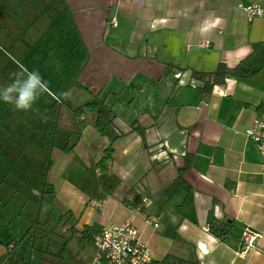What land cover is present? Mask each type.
I'll return each instance as SVG.
<instances>
[{
	"label": "crops",
	"instance_id": "obj_1",
	"mask_svg": "<svg viewBox=\"0 0 264 264\" xmlns=\"http://www.w3.org/2000/svg\"><path fill=\"white\" fill-rule=\"evenodd\" d=\"M238 2L264 7V0H0V84L18 61L39 70L52 93H71L61 101L41 97L35 106L46 110L47 122L34 113L9 116L11 106L0 101L3 208L15 199L27 204L53 167L55 148L67 165L95 166L97 196L79 192L81 229L129 219L152 260L264 264V169L257 144L245 135L264 103V16L248 21ZM219 63L256 72L201 92L193 72ZM94 96L116 115L110 131L125 133L112 142L105 169L96 162L108 138L95 129L94 112L75 111ZM132 123L140 128L130 130ZM17 181L19 189L12 187ZM143 196L150 203L130 214ZM107 204L105 220L99 213ZM146 215L157 218L156 229L145 225ZM211 216L217 232L232 226L225 240L209 231ZM245 226L261 237L240 253Z\"/></svg>",
	"mask_w": 264,
	"mask_h": 264
},
{
	"label": "rangeland",
	"instance_id": "obj_2",
	"mask_svg": "<svg viewBox=\"0 0 264 264\" xmlns=\"http://www.w3.org/2000/svg\"><path fill=\"white\" fill-rule=\"evenodd\" d=\"M35 107H41V104ZM7 113L14 116L23 112L10 108ZM45 128L44 133H47L48 128ZM21 134V137L25 136ZM16 138L13 137L14 140ZM61 139L62 133L57 130L56 142ZM59 155L55 148L50 152L49 158L54 165L48 173L45 171L46 176L40 177V185L31 189L27 204L15 199L5 209L3 205L6 202H0V252L6 253V259L13 264H90L94 257L96 249L92 239L83 237L77 229H81L79 211L82 200L79 192L86 193H83L84 197L97 196L94 193L98 177L94 173L95 166L88 165L84 171L77 163L67 165ZM43 170L40 168L41 175ZM50 183L54 184L55 193L51 192ZM19 185L21 182L17 181L12 187L19 189ZM107 206L99 213L105 220L111 217ZM8 242L15 243L13 254L5 250ZM11 256L16 259L13 261Z\"/></svg>",
	"mask_w": 264,
	"mask_h": 264
},
{
	"label": "built area",
	"instance_id": "obj_3",
	"mask_svg": "<svg viewBox=\"0 0 264 264\" xmlns=\"http://www.w3.org/2000/svg\"><path fill=\"white\" fill-rule=\"evenodd\" d=\"M247 15V20L252 21L257 16H264V7L257 4H244L238 2ZM116 25L115 20L112 22ZM209 43L204 41L202 47H208ZM248 139L254 141L262 156V169H264V113L257 115L252 125L245 129ZM91 205L101 208L103 201L90 200ZM150 200L143 196L138 204L129 208V213L141 211L142 206H146ZM146 226L156 229L159 226L157 218L146 215L144 217ZM261 237V233L245 226L240 235L242 249L240 253H246L255 246L256 241ZM92 243L96 252L90 264H150L152 255L146 242L143 241L141 232L129 219H124L117 224L103 226L94 233ZM9 248H13L12 245Z\"/></svg>",
	"mask_w": 264,
	"mask_h": 264
},
{
	"label": "trees",
	"instance_id": "obj_4",
	"mask_svg": "<svg viewBox=\"0 0 264 264\" xmlns=\"http://www.w3.org/2000/svg\"><path fill=\"white\" fill-rule=\"evenodd\" d=\"M262 61H264V59H262ZM255 72H256V70L244 68V66L242 64H238L235 67L229 68L225 64L219 63L217 68L214 71L193 72L192 75L196 79L200 80V82L202 83V85L199 87V90L201 92H209L213 85H215L217 83L224 82L227 77H230V76H233V77H249V76L253 75ZM83 108H88L90 111L94 112L95 118H94L93 125H94L95 129L102 136L107 137L109 140V144H108V146L105 147L103 155L96 162V165L100 169H105L107 167L109 160L112 157V152H113L112 142L117 137H119L125 133L121 132V133L113 134L110 131V128H111L112 124L114 123V119H115L116 115L112 111V109L108 105H106L102 99L98 98L97 96H94V97L86 100L82 105L78 106L75 109V111L76 112L81 111V109H83ZM256 109H257L258 115L264 113V103L259 104ZM133 125H134V123L131 124L130 130L140 128L138 126L134 127ZM65 150H66V148H65ZM214 221H215V219L213 218V216H211L209 218V231H211L212 233L217 235V237L220 240H225L228 233L232 230V226L224 223V224H222L223 229L220 232H217V230L213 229ZM96 231H97V229H93L89 226H83L82 229L78 232L81 233V235L83 237H89L90 239H92V237ZM14 247L15 246H13V250L11 251V254H13L15 252ZM11 259H13V261H14V259H16V258L11 256ZM169 263L190 264L186 260L173 259V258H171V256L165 257L161 260H152V262L150 264H169ZM8 264H13V263L9 262Z\"/></svg>",
	"mask_w": 264,
	"mask_h": 264
},
{
	"label": "clouds",
	"instance_id": "obj_5",
	"mask_svg": "<svg viewBox=\"0 0 264 264\" xmlns=\"http://www.w3.org/2000/svg\"><path fill=\"white\" fill-rule=\"evenodd\" d=\"M18 68L9 73V82L0 84V101L10 105L16 112H32L41 121L47 122L46 110L42 112L35 107L37 102L44 95H51L57 101L67 99L70 91L61 90L59 93H52L49 82L44 79L39 70H29L26 66L16 62Z\"/></svg>",
	"mask_w": 264,
	"mask_h": 264
}]
</instances>
